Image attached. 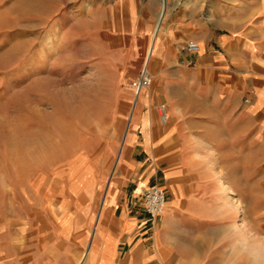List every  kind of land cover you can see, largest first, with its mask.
<instances>
[{"label": "crops", "instance_id": "1", "mask_svg": "<svg viewBox=\"0 0 264 264\" xmlns=\"http://www.w3.org/2000/svg\"><path fill=\"white\" fill-rule=\"evenodd\" d=\"M123 2L128 17L145 18L132 31L142 49L161 0ZM171 2L165 22L159 15L152 85L135 93L122 139L130 194L114 184L90 239L75 219L63 220L39 250L30 236L24 245L0 244V264H209L213 243L217 264H225V241L241 233L230 195L255 192L258 170L264 178V0ZM189 41L199 53L187 52ZM154 185L166 190L168 204L150 219L142 200Z\"/></svg>", "mask_w": 264, "mask_h": 264}, {"label": "rangeland", "instance_id": "2", "mask_svg": "<svg viewBox=\"0 0 264 264\" xmlns=\"http://www.w3.org/2000/svg\"><path fill=\"white\" fill-rule=\"evenodd\" d=\"M123 1L0 0L2 247L24 245L30 236L39 250L68 219L90 239L114 184L130 194L122 139L137 105L131 83L144 67L151 70L165 1L142 49L132 31L145 18L128 17ZM166 3L169 12L172 2ZM262 174L255 192L230 195L241 233L225 241V264H264ZM213 245L209 264H217Z\"/></svg>", "mask_w": 264, "mask_h": 264}, {"label": "built area", "instance_id": "3", "mask_svg": "<svg viewBox=\"0 0 264 264\" xmlns=\"http://www.w3.org/2000/svg\"><path fill=\"white\" fill-rule=\"evenodd\" d=\"M186 50L190 54H197L200 51V45L196 41H189ZM152 85V76L148 67H144L141 75L132 81L131 86L135 93L138 95L144 90H147ZM159 118L162 123H167L169 115L167 106L162 104L158 108ZM168 197L166 190L159 186L154 185L149 187L143 195V210L150 219L161 217L167 208Z\"/></svg>", "mask_w": 264, "mask_h": 264}, {"label": "bare ground", "instance_id": "4", "mask_svg": "<svg viewBox=\"0 0 264 264\" xmlns=\"http://www.w3.org/2000/svg\"><path fill=\"white\" fill-rule=\"evenodd\" d=\"M164 1H165L164 5H163L164 7H163V10H162L160 16L165 19L166 15L168 14V12H167L168 5L166 3V0H164Z\"/></svg>", "mask_w": 264, "mask_h": 264}]
</instances>
